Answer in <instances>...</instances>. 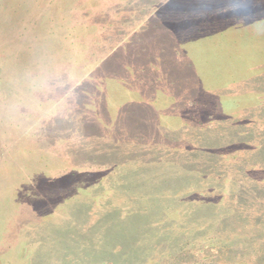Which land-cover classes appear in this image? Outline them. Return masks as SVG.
<instances>
[{"label":"rangeland","instance_id":"obj_1","mask_svg":"<svg viewBox=\"0 0 264 264\" xmlns=\"http://www.w3.org/2000/svg\"><path fill=\"white\" fill-rule=\"evenodd\" d=\"M0 264H264V0H0Z\"/></svg>","mask_w":264,"mask_h":264},{"label":"trees","instance_id":"obj_2","mask_svg":"<svg viewBox=\"0 0 264 264\" xmlns=\"http://www.w3.org/2000/svg\"><path fill=\"white\" fill-rule=\"evenodd\" d=\"M59 22H61V21H59ZM59 22H56L54 27H60V23ZM47 23H50V21H47ZM47 23L45 24L46 26H48ZM79 28L80 27H78V30H79ZM68 29L73 31V30H76L77 27H76V25L73 24L72 26L68 27ZM98 30L99 31L100 30L108 31V30H110V28L108 27V25H105V26L102 27V29H101V27H99ZM90 31H92V28L90 29ZM82 32H83V29H82ZM57 36H61L60 32L57 34ZM62 37H64L63 40H65V42H66L65 44L63 43L64 45L61 43L62 39L57 38L55 35H50V38H48V40L51 41L52 44H50V46L48 47V49L46 51L43 50V53L41 54L42 55L41 56L42 58L39 61V62L42 63V67H43L41 69L46 68L45 67L46 65L47 66H49V65H51V66L54 65L55 66L54 61H56V55L60 57V55H62V52L64 51V54H65L64 55V61H65L64 63L66 65V67L70 68L71 65L74 68H76V69H77V67L79 69H81V67H82V70H81V73L83 72L82 75L86 72L85 75H84V77H83V79H82V81H84V80L85 81H88L89 80L88 77H89V73H91L90 69L92 68V65L91 64L90 65L83 64L84 65L83 66L82 64H79V60H77V58H78L77 55H78V53L81 54L80 53L81 50H78L76 48V46L79 49H81L79 47L81 45V42L78 41V37L77 36L75 37L72 34H65ZM94 38L93 39L94 40H97L98 43L99 42L100 43L101 42L104 43V41H107L108 40L107 36L94 37ZM112 39H118L119 41H122V38H119V37H115V38H112ZM102 43H101V45H102ZM63 46H64V48H63ZM92 46L93 45L90 44L89 47L92 48ZM98 46H99V44H98ZM121 47H118V48H121ZM100 48L101 47H99V51H100ZM76 50H77V52H76ZM88 50H90V49H88ZM114 51H116V53H117L118 50L114 49ZM111 52H113V50H111L110 53ZM50 56H52V58L51 59L50 58L48 59V57H50ZM59 57H58V59H59ZM54 66H53L52 69H56ZM86 74H88V75H86Z\"/></svg>","mask_w":264,"mask_h":264},{"label":"clouds","instance_id":"obj_3","mask_svg":"<svg viewBox=\"0 0 264 264\" xmlns=\"http://www.w3.org/2000/svg\"><path fill=\"white\" fill-rule=\"evenodd\" d=\"M56 85H53V87H55Z\"/></svg>","mask_w":264,"mask_h":264}]
</instances>
